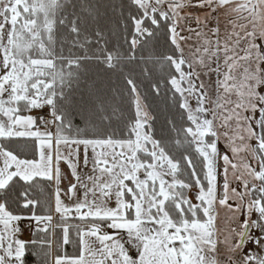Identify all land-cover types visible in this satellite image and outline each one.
Wrapping results in <instances>:
<instances>
[{"label": "snow or ice", "instance_id": "obj_1", "mask_svg": "<svg viewBox=\"0 0 264 264\" xmlns=\"http://www.w3.org/2000/svg\"><path fill=\"white\" fill-rule=\"evenodd\" d=\"M29 255L264 264V0H0V264Z\"/></svg>", "mask_w": 264, "mask_h": 264}, {"label": "trees", "instance_id": "obj_2", "mask_svg": "<svg viewBox=\"0 0 264 264\" xmlns=\"http://www.w3.org/2000/svg\"><path fill=\"white\" fill-rule=\"evenodd\" d=\"M56 250H57V244H56V241L55 239L53 240V244H52V255L55 257L56 256ZM69 252L72 251L71 248H68L67 249ZM26 260L28 262V264H32L33 262V257H31V255L27 256L26 257Z\"/></svg>", "mask_w": 264, "mask_h": 264}, {"label": "rangeland", "instance_id": "obj_3", "mask_svg": "<svg viewBox=\"0 0 264 264\" xmlns=\"http://www.w3.org/2000/svg\"><path fill=\"white\" fill-rule=\"evenodd\" d=\"M28 223L29 222H24L23 223V232H24V235H23V239H27V236H29V235H31V237H32V235H33V232L28 228Z\"/></svg>", "mask_w": 264, "mask_h": 264}, {"label": "crops", "instance_id": "obj_4", "mask_svg": "<svg viewBox=\"0 0 264 264\" xmlns=\"http://www.w3.org/2000/svg\"><path fill=\"white\" fill-rule=\"evenodd\" d=\"M31 238V235L27 236V239L26 240H29ZM54 257V256H53Z\"/></svg>", "mask_w": 264, "mask_h": 264}]
</instances>
